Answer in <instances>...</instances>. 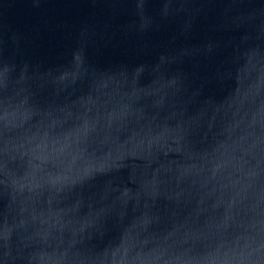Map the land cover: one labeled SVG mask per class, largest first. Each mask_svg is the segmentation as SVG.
<instances>
[{"label":"water","instance_id":"95a60500","mask_svg":"<svg viewBox=\"0 0 264 264\" xmlns=\"http://www.w3.org/2000/svg\"><path fill=\"white\" fill-rule=\"evenodd\" d=\"M0 264H264V0H0Z\"/></svg>","mask_w":264,"mask_h":264}]
</instances>
